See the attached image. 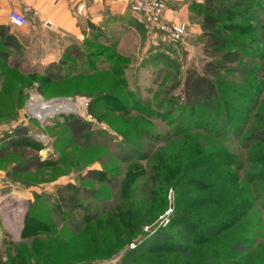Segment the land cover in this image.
I'll return each instance as SVG.
<instances>
[{
  "label": "rangeland",
  "instance_id": "374dc122",
  "mask_svg": "<svg viewBox=\"0 0 264 264\" xmlns=\"http://www.w3.org/2000/svg\"><path fill=\"white\" fill-rule=\"evenodd\" d=\"M198 1L174 21L164 0L178 41L133 13L106 46L93 30L84 61L58 58L75 69L64 82L25 48L0 69V139L25 127L47 162L20 174L19 156L0 158V264H264V0H214L210 35L232 40L234 64L204 50ZM104 50L111 72L93 67ZM210 60L226 70L221 98L175 105L168 90ZM181 118L192 129L178 135ZM72 119L89 124L80 139Z\"/></svg>",
  "mask_w": 264,
  "mask_h": 264
},
{
  "label": "trees",
  "instance_id": "16d2710c",
  "mask_svg": "<svg viewBox=\"0 0 264 264\" xmlns=\"http://www.w3.org/2000/svg\"><path fill=\"white\" fill-rule=\"evenodd\" d=\"M219 24L218 9L214 4V0H205L203 3V26L209 33L207 40L204 44V50L210 57H214L220 54L227 64H234L240 59L239 53L233 51H227L225 47L232 41H224L220 36H212ZM93 33L95 42H98L101 46H106L107 35L102 29L95 28ZM88 41V40H87ZM87 41L85 43H87ZM85 43L72 44L66 53L73 57L76 61L85 60ZM113 47V46H112ZM111 48V47H110ZM24 50L23 45L19 42L17 37L11 33L10 27L6 25H0V69H7L10 66V58L14 52L22 53ZM103 58L100 60V64L93 66L94 68H104V63L107 61V69H102L100 72H111L113 69L112 61L114 63L115 55H108L107 51H102ZM108 58H106V57ZM111 61H110V60ZM109 61V62H108ZM67 62L61 59L58 62L50 63L43 71V78L47 82H64L73 78L70 74L75 69H70L65 72ZM20 65H14L12 68L19 70ZM86 75L85 73L77 74V76ZM75 76V77H77ZM226 82V70L223 63L210 60L208 61L202 71H198L196 68H188L185 73V78L180 89V94L175 95V90L180 88V85L171 87L168 93L171 94L172 101L177 104L180 102L185 107L195 110L197 108H206L214 104L221 98L222 85ZM103 99H110V96H104ZM125 108V107H124ZM185 119H180L178 135L181 132H187L192 127H186ZM70 135L73 140L80 139L86 135L89 129L87 122L80 119H72L67 122ZM27 128H16L12 134L5 135L0 139V158H5L9 155H16L20 157V162L17 163L15 172L20 174H26L34 170H40L47 166V162L42 159L38 152L42 149V146L36 141L32 140L27 135ZM183 134V133H182ZM157 170L163 172L162 168L158 167ZM163 179V178H162ZM166 179L161 180L160 182ZM239 264V263H235Z\"/></svg>",
  "mask_w": 264,
  "mask_h": 264
},
{
  "label": "crops",
  "instance_id": "0c3cea01",
  "mask_svg": "<svg viewBox=\"0 0 264 264\" xmlns=\"http://www.w3.org/2000/svg\"><path fill=\"white\" fill-rule=\"evenodd\" d=\"M133 0H0V25L10 27L30 58L57 62L72 44L85 43L95 28L121 24L132 17ZM197 2H201L198 1ZM192 0H166V15L180 21L190 16ZM24 14L30 24L16 26L10 13Z\"/></svg>",
  "mask_w": 264,
  "mask_h": 264
},
{
  "label": "built area",
  "instance_id": "2783aa9c",
  "mask_svg": "<svg viewBox=\"0 0 264 264\" xmlns=\"http://www.w3.org/2000/svg\"><path fill=\"white\" fill-rule=\"evenodd\" d=\"M165 8L164 0H133L130 5V10L138 21L157 28L173 41L181 40L186 35V29L182 24L165 21ZM10 21L16 26L30 24V20L24 14L16 11L10 13Z\"/></svg>",
  "mask_w": 264,
  "mask_h": 264
}]
</instances>
